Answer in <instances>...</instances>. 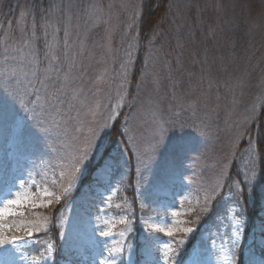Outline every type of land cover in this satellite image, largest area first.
<instances>
[{"label":"rangeland","instance_id":"rangeland-1","mask_svg":"<svg viewBox=\"0 0 264 264\" xmlns=\"http://www.w3.org/2000/svg\"><path fill=\"white\" fill-rule=\"evenodd\" d=\"M261 144L264 0H0V264H264Z\"/></svg>","mask_w":264,"mask_h":264},{"label":"snow or ice","instance_id":"snow-or-ice-1","mask_svg":"<svg viewBox=\"0 0 264 264\" xmlns=\"http://www.w3.org/2000/svg\"><path fill=\"white\" fill-rule=\"evenodd\" d=\"M66 191H70V189L69 190H66ZM52 195H53V193H51V192H44V196L45 197H50ZM46 202H47V205L48 206H51L52 203H53V201L50 200V199L47 200ZM7 203H8V205H20V204H24V203H32L33 204V207L36 206L35 203L33 201H30L28 199V197H26V196H19L17 199L8 200ZM5 214L12 215L13 213H12V211H11L10 208L9 209H0V233H2L3 229H5V228H7V229H11L12 228V225H8V224H4L3 223V219H4ZM235 222H236L237 225L241 223V221L239 219H237ZM105 223H107V222H105ZM153 227H157L158 228L159 226H153ZM159 230L162 231V232L167 233V235L169 237L173 236L174 235V232H175V230L173 228H171V227H169V228H162V229H159ZM111 231H112V229H111V227H109L107 230L100 231L99 234L101 236L107 237V236H109L111 234ZM186 231L191 232L192 229L189 228ZM38 232H39V229H37L36 232L28 231L27 232V239H31ZM21 239H24V237L13 236L10 239H4L2 237V235H0V245H4V244L9 243V242H17V241H20ZM165 247H167V245H165ZM49 248H51V245H49ZM110 251L112 253H119V252L122 251V249L121 248H113Z\"/></svg>","mask_w":264,"mask_h":264},{"label":"trees","instance_id":"trees-1","mask_svg":"<svg viewBox=\"0 0 264 264\" xmlns=\"http://www.w3.org/2000/svg\"><path fill=\"white\" fill-rule=\"evenodd\" d=\"M156 14H158V15H160L159 14V12H155ZM154 17H155V15H153L152 17L150 16V21H149V25H151V24H153L154 23ZM148 25V26H149ZM263 143V142H262ZM263 146V147H262ZM260 147H262V152H264V144H261L260 145ZM18 151H20V149H17ZM17 151V152H18ZM19 155V152L18 153H15V156H18ZM102 166V163L100 162L99 164H98V166H96V172L98 171V172H100V170H101V167ZM262 169H263V176H264V166L262 165V167H261ZM261 184H263L264 185V178H262V180H261ZM139 237V236H138ZM140 239V238H139ZM134 241H135V239H134ZM136 243H138V241L136 242ZM60 245V244H59ZM63 249L61 248L60 249V251H59V253H60V255L59 256H61V251H62ZM65 251L63 250V253H64ZM137 253H138V264H146L149 260H151V252L149 251L148 253L147 252H145V248L143 247V246H140V243H138L137 244ZM58 256V257H59ZM62 257V256H61ZM58 262H56V264H57Z\"/></svg>","mask_w":264,"mask_h":264},{"label":"clouds","instance_id":"clouds-1","mask_svg":"<svg viewBox=\"0 0 264 264\" xmlns=\"http://www.w3.org/2000/svg\"><path fill=\"white\" fill-rule=\"evenodd\" d=\"M166 235H167V233H166Z\"/></svg>","mask_w":264,"mask_h":264}]
</instances>
